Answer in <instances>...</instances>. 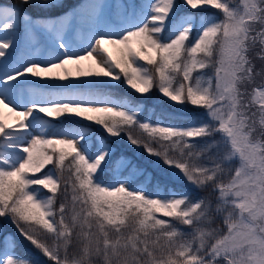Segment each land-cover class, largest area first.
<instances>
[{
    "label": "snow or ice",
    "instance_id": "1",
    "mask_svg": "<svg viewBox=\"0 0 264 264\" xmlns=\"http://www.w3.org/2000/svg\"><path fill=\"white\" fill-rule=\"evenodd\" d=\"M103 7L0 5V32L22 24L36 51L47 39L46 55L14 58L0 35V218L52 264H264V0ZM120 84L203 115L175 124L105 91ZM15 247L5 237L0 264H34Z\"/></svg>",
    "mask_w": 264,
    "mask_h": 264
},
{
    "label": "rangeland",
    "instance_id": "2",
    "mask_svg": "<svg viewBox=\"0 0 264 264\" xmlns=\"http://www.w3.org/2000/svg\"><path fill=\"white\" fill-rule=\"evenodd\" d=\"M8 1L10 3H16L17 5H20V0H8ZM64 1H66V0H63V2ZM69 1L72 4V1L71 0H69ZM76 2H77L76 0H73V3H76ZM80 2H81L80 5H87L90 3L102 5V6H104L103 11H104L105 15H108V16H111L112 18H115L117 12L120 10V6L128 3V0H80ZM137 2H139V0H137ZM10 3H8V4L0 3V5L7 6V5H11ZM73 5L76 6V4H73ZM72 8H74V7H72V6L68 7V8H66V10L62 11L61 13L67 12L69 9H72ZM189 11H190V9L185 7V10L182 11L181 13L189 12ZM195 14L197 16H200V15L214 16L217 19H219L221 17V13L219 11L212 9L210 7H207V6H205L203 8V10H196ZM0 35L8 36L9 38L14 39L15 45H19V49L16 48V46H15L16 49H9L8 50L9 52H13V51L17 52V53H15L16 55L14 58H18L19 56L26 54L29 51H31L34 56H39L42 53L46 55V52H44L45 46L47 44L46 37L40 38V40H41L40 51H36L34 49L26 48V44H25L26 37H25V34L23 32V25L22 24L19 26V31L9 30L7 32H0ZM72 36H73L74 40H79L82 36L86 37L87 36V26L86 25L82 26V27L78 26V27L74 28L73 32H72ZM107 47L110 48V46H107ZM110 50H111V48H110ZM0 60H3V58H0ZM89 63H90L89 61L84 62L85 66H87ZM140 63H143V62L141 61ZM31 79H35V78H31ZM79 79L83 80V79H94V78L93 77H82ZM12 83H15V82H12ZM57 83H67V81L57 82ZM123 86H124L123 87L124 89L125 88L130 89V92H132L137 97H139V100L144 99L147 102L154 104L155 106H159L160 109L168 110L169 112H171V114L185 113L186 112L188 114L195 115L194 118H199L203 115V112H204L203 109L195 108V107L188 105V104H184V105L175 104L174 102L169 101L166 97H163L162 94L158 95L157 90L151 92L150 94H146L144 97H141L139 94L135 93V91L133 89L129 88L126 84H123ZM17 110H23V109L18 108ZM40 115H43V114H40ZM45 119H49V118L45 117ZM185 119H188V118L185 117ZM53 122L55 123V121H53ZM84 123H87V122H84ZM93 129L96 130V127H93ZM110 141L112 142V139ZM49 169L50 168L46 166V168L44 170H42L41 173H38L37 176L38 177L42 176L43 172H46ZM5 237H7V243L8 244L12 243L11 242L12 238H11L10 232L5 231L3 236L1 237V242L3 241V246H2V248H0V251H2L4 249ZM21 239H22L23 244L26 245L27 247H29V249L31 250L30 252H34V250L36 251V253H37L36 259L39 260V263L50 262L47 260L46 257H44L42 255V253L39 252V250L35 249L34 246H32L30 244V242H28L24 237ZM41 258H42V260H40ZM50 264H52V262H50Z\"/></svg>",
    "mask_w": 264,
    "mask_h": 264
},
{
    "label": "trees",
    "instance_id": "3",
    "mask_svg": "<svg viewBox=\"0 0 264 264\" xmlns=\"http://www.w3.org/2000/svg\"><path fill=\"white\" fill-rule=\"evenodd\" d=\"M0 1L6 2L7 0H0ZM68 4H70V1L66 0V1L63 2V7L53 9L50 12H48L47 14L56 13L57 11L64 9ZM182 8H183V5L181 6L180 10ZM27 10L29 12H32V13H37L34 9H31V8H27ZM42 13L43 12H41V14ZM262 64H264V62H261L259 60L256 61L257 67H261ZM153 73H154V70H153ZM121 79H123V77ZM123 87L124 86L122 84H120L119 87L110 88V89H107V91H110L111 93L116 94V95L129 96V97H131L134 100H139V97H137L135 94L130 92V89H127V88L124 89ZM155 90L158 91V89L154 87L151 90V92H153ZM157 94L158 95L160 94L159 91L157 92ZM141 101H142L143 105H145L146 108L149 109V110H154L156 112H166V113L171 114V112H169L168 110L160 109L159 106H155L154 104H151V103L147 102L144 99H142ZM172 115L174 117H176V119L173 120L172 122L175 123V124H178V125H185L188 122L189 118H194V116H195L193 114H188L186 112L185 113H175V114H172ZM185 117H187L188 119H185ZM197 122H199L198 118H197ZM93 126L97 127V129L99 127V126H96V125H93ZM111 139H112V141H117V138H111ZM113 146L116 147L118 150L121 149V148H124L126 150L125 154L129 155V156H133L134 158H135V156L139 155V153H137L135 151L134 146H131V145L127 144L126 140L123 143H120L119 141H117V142H115L113 144ZM48 167H51V169H52L53 166L52 165H48ZM68 175L69 174L67 172L64 173V176H63L62 181H61L62 185H63V180L67 179ZM34 187H39V186H34ZM42 191H44V190H42ZM206 194H207V192L194 193L193 196L195 198L196 195H206ZM59 202H60V198H58L57 204H59ZM181 227L186 229V226H181ZM5 231H9L10 232V234L12 235V241H13V238H14L15 245H16V247H15L16 253H18L21 256H30L32 258V260L34 261V264H50V262L39 263V260L36 259L37 258L36 251L34 250V252H30L31 250L29 249V247H27L26 245L23 244L22 239H21L23 237L19 234V232L16 229V227L12 223H10V221H9V219L7 217L0 218V236H2V234ZM1 243L2 242H0V246H1ZM40 260H42V258Z\"/></svg>",
    "mask_w": 264,
    "mask_h": 264
}]
</instances>
